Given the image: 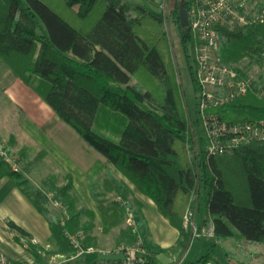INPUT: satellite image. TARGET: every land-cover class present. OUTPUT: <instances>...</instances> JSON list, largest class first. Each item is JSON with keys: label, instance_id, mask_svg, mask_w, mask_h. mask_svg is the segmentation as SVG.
<instances>
[{"label": "trees", "instance_id": "16d2710c", "mask_svg": "<svg viewBox=\"0 0 264 264\" xmlns=\"http://www.w3.org/2000/svg\"><path fill=\"white\" fill-rule=\"evenodd\" d=\"M194 1L174 0L169 16L181 26L182 5L189 9ZM220 31L226 63L253 58L264 48V23L227 25ZM181 36L196 91L192 105L163 13L129 0H0V59L103 155L90 173H106L113 165L154 200L180 231L185 248L191 240L184 227L186 210L193 195L206 194V222L214 226L217 242L186 264H246L223 261L217 251L220 241L230 239L264 244V140L233 153L207 152L196 77L200 41L189 27L181 26ZM261 90L251 89L220 108V114L228 121L264 119ZM0 168L48 220L49 254L76 255L72 236L85 248H99L101 237L118 229L116 249L134 247L135 261L163 264L159 255L167 249L153 239L142 204L124 180L106 174L103 189L114 199L85 207L72 173L64 184L57 176L46 178L45 192L31 187L26 173L10 170L1 154ZM128 207L135 213L136 231L127 224ZM8 225L17 241L26 237L31 243L23 227L12 220ZM29 251L32 264L47 263L37 245L31 243ZM98 254H84L67 264H108Z\"/></svg>", "mask_w": 264, "mask_h": 264}, {"label": "crops", "instance_id": "0c3cea01", "mask_svg": "<svg viewBox=\"0 0 264 264\" xmlns=\"http://www.w3.org/2000/svg\"><path fill=\"white\" fill-rule=\"evenodd\" d=\"M69 126L56 114L34 87L17 77L4 63H0V144H6L13 151L25 156L30 170L33 167L29 150L31 140L43 146L40 149V155L42 156L37 159L45 158L50 154L54 157L56 155L58 159L64 162V167L67 171L62 173L64 174V178L66 179L67 175L72 173L74 190L78 193L82 206H84L83 201L89 202L88 199L92 197L89 196L91 195L90 187L92 186L90 181H93L94 177H101L102 186L106 174L119 180H124L133 190L134 197L142 204V212L148 222L153 239L156 243L167 249L166 252L159 255L160 261L163 264H186L188 260L197 258L196 238L191 239L189 246L185 248L181 243L180 231L159 211L154 200L140 192L113 165H110L109 171L106 173H100L95 176L90 173L93 165L105 158L103 155L87 154L85 152L87 147L80 139L81 136L75 133ZM19 129L25 136L28 135L30 137L21 140ZM12 138L14 142H11ZM76 145L82 146L83 149H80L83 152L75 150L74 147ZM78 183L87 187L80 191L76 188V184ZM103 199H99L94 204L89 203L85 207H94L100 201L106 202V198ZM108 199V202H110L114 197H108ZM195 209L197 212V222L199 219V226L201 228L208 226L209 224L206 222L207 210L205 215L199 217L198 206ZM9 220L23 227L40 244L50 243L52 231L48 220L39 212L10 176L1 174L0 168V249L11 260L33 262L34 257L30 251L23 248L21 240L17 241L15 233L9 228ZM101 231L102 228L100 226L99 232ZM117 235L118 229H114L109 234L102 236L99 249L102 252H120V250L114 247ZM228 241H220L219 244L221 245ZM198 246L200 245L198 244ZM227 252L230 254L226 259L227 262L231 261V258L232 260H237L236 255L229 249H227ZM26 253L30 256L27 257ZM94 254L91 253L89 255ZM225 256L226 254H224Z\"/></svg>", "mask_w": 264, "mask_h": 264}, {"label": "built area", "instance_id": "2783aa9c", "mask_svg": "<svg viewBox=\"0 0 264 264\" xmlns=\"http://www.w3.org/2000/svg\"><path fill=\"white\" fill-rule=\"evenodd\" d=\"M262 0H195L188 9L190 30L200 41L198 48L197 82L200 87V114L208 138L206 150L209 154L233 153L242 146L258 140H264V119L228 121L222 117L219 109L229 105L251 89L261 88L253 85V77L243 69L239 63H226L221 56V31L224 26L235 24L245 25L251 21L264 23V7ZM251 62L264 66V48L260 54L246 58ZM248 75V77H247ZM262 91V90H261ZM0 154L15 172L20 170L22 163L13 158L5 145H0ZM20 165V166H19ZM56 206H61L57 200H52ZM66 217L69 213L66 211ZM196 210L190 207L184 217V226L195 236H215L213 225L201 228L197 224ZM127 224L135 231L137 221L135 213L130 207L127 209ZM72 243L78 249L77 254L70 256L64 253L49 254L52 245L40 244L32 238L31 243L38 246V252L47 258L46 264H66L76 257L102 252L95 246L85 248L76 236H72ZM21 245L29 250L31 243L26 237L21 238ZM130 247L125 251V264L135 262L134 251ZM31 261H14L0 249V264H32Z\"/></svg>", "mask_w": 264, "mask_h": 264}, {"label": "rangeland", "instance_id": "374dc122", "mask_svg": "<svg viewBox=\"0 0 264 264\" xmlns=\"http://www.w3.org/2000/svg\"><path fill=\"white\" fill-rule=\"evenodd\" d=\"M129 1H136V2L143 3L147 7L151 8L157 12L163 13L165 15V17H166V28H167V31L169 34L170 42L172 44L173 52L175 54L174 58H175V61L178 64V66L181 70V73H182L183 79H181V82L183 83L184 88L187 92L188 102L192 105L194 102V99H195L196 91H195L194 83L191 80V76H190L189 68H188V64H187V59H186V51H185L184 45L182 43L181 26L178 23H176L172 17L169 16L174 0H156V4H151L147 0H129ZM0 63H3V61L1 59H0ZM239 64L250 75V77H253L254 80L258 81V84L262 87L261 94H264V66L261 64L255 63V62H251V60H248V59L241 61ZM69 127H71V126H69ZM72 129H73V131H75V133H77L76 130H74V128H72ZM19 131L21 132V140H25L28 137H30L28 135L25 136V134L22 133V131L20 129H19ZM80 139L83 141V143L87 147L85 150V152L87 154L90 155V153H92L93 155L94 154L102 155L99 151H97L95 148L90 146L82 137H80ZM3 145L6 146L9 154L13 158L16 157L18 159V161L20 163H22L21 166L19 165L20 170L18 172L22 171V172L26 173L27 177L30 180L31 187H33V188L39 187V188H42L45 192H47V189L43 185L42 181H44L46 178H48L50 176H57L59 184H64L67 182L66 179L64 178V174H62V173L67 172L65 167H64V162L62 160L58 159L56 157V155L54 157L50 154L49 156H46L45 158L37 159V158H40V156H42V155H40V151H41L40 149L43 148L42 145L37 144L33 140H31L29 143V148H30L29 150H30V154H31L30 157L33 161V162H31L33 164V167L31 170L29 168V165L27 164L28 162H27V159L25 158V156H23L22 154H20L16 151H13L6 144H3ZM80 148L83 149L82 146L79 147L78 145H76L74 147L75 150H78L79 152H83ZM6 164L10 167V170H12L11 166L8 163H6ZM12 171H14V170H12ZM100 178L101 177L96 176V177H94L93 181H90V184H92V186L90 187L91 195H89V196H92V197L88 199L89 202H87L86 200H85V202L83 201L84 206L89 205V203L94 204L99 199H103V198H106V202H108L109 201L108 197L113 196L112 194L104 191ZM78 184H76V188H78V190H80V191H82L83 189H85L87 187L85 185H82L81 183H78ZM199 196L200 195H198V194H195L192 196L191 202H190L187 210L190 207H193L195 209V207L198 206V208H199L198 216L201 217V216L206 214L207 195L203 194L202 197H200V198H199ZM49 197H52V194H49ZM187 210H186V212H187ZM196 219H197V215H196ZM198 222H199V219H198ZM198 222H197V224H198ZM209 225H212V224H209ZM209 225L202 227V229L208 228ZM187 231H189V230H187ZM189 233L191 234V239L196 238V245L195 246L197 249L196 253L198 252L197 257H201L202 255L206 254L208 252V248L210 247V245L216 242V238H214L213 236L204 235L203 237H198V236H195L191 231H189ZM198 244L200 246H198ZM237 244H239V245H237ZM200 247H201V249H199ZM227 249H229L234 255H236L237 261H242V262H245L246 264H264V254H263L264 244H261V243L260 244H258V243H251L250 244V242H247L245 240H240V239L239 240H233V239H231L227 243L221 244V247L219 246V249L217 251L218 256L224 261H226V259L229 257L228 255H226L224 257V254H226ZM26 256L28 257L30 255L26 253Z\"/></svg>", "mask_w": 264, "mask_h": 264}, {"label": "water", "instance_id": "95a60500", "mask_svg": "<svg viewBox=\"0 0 264 264\" xmlns=\"http://www.w3.org/2000/svg\"><path fill=\"white\" fill-rule=\"evenodd\" d=\"M180 21L182 27H188L189 25V14L188 9L185 5H182L180 10ZM126 253L125 251L120 252H100L98 254V259L102 261H106L109 264H125L126 261ZM131 264H142L140 261H135Z\"/></svg>", "mask_w": 264, "mask_h": 264}]
</instances>
